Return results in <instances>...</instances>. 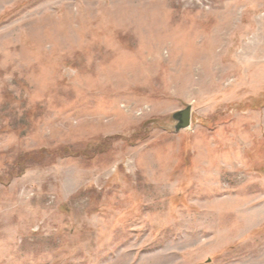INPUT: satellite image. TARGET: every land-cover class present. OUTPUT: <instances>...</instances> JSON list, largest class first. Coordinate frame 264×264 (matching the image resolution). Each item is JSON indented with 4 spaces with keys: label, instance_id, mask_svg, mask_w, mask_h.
Here are the masks:
<instances>
[{
    "label": "rangeland",
    "instance_id": "rangeland-1",
    "mask_svg": "<svg viewBox=\"0 0 264 264\" xmlns=\"http://www.w3.org/2000/svg\"><path fill=\"white\" fill-rule=\"evenodd\" d=\"M0 264H264V0H0Z\"/></svg>",
    "mask_w": 264,
    "mask_h": 264
},
{
    "label": "water",
    "instance_id": "water-1",
    "mask_svg": "<svg viewBox=\"0 0 264 264\" xmlns=\"http://www.w3.org/2000/svg\"><path fill=\"white\" fill-rule=\"evenodd\" d=\"M173 119L176 121V132L190 128L192 124V107L189 105L184 110L176 112Z\"/></svg>",
    "mask_w": 264,
    "mask_h": 264
}]
</instances>
